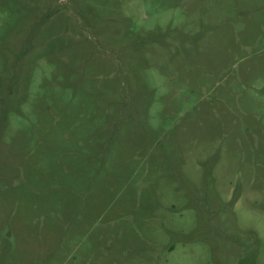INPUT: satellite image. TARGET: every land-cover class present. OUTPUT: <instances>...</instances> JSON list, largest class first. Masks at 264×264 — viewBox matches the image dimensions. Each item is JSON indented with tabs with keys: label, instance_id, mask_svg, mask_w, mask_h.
Segmentation results:
<instances>
[{
	"label": "rangeland",
	"instance_id": "obj_1",
	"mask_svg": "<svg viewBox=\"0 0 264 264\" xmlns=\"http://www.w3.org/2000/svg\"><path fill=\"white\" fill-rule=\"evenodd\" d=\"M0 264H264V0H0Z\"/></svg>",
	"mask_w": 264,
	"mask_h": 264
}]
</instances>
